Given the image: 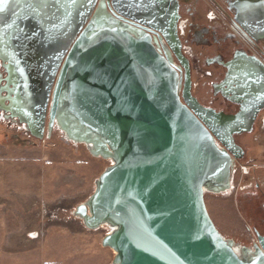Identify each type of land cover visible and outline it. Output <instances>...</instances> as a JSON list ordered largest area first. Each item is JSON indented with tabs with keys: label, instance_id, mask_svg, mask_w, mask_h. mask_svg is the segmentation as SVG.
<instances>
[{
	"label": "water",
	"instance_id": "95a60500",
	"mask_svg": "<svg viewBox=\"0 0 264 264\" xmlns=\"http://www.w3.org/2000/svg\"><path fill=\"white\" fill-rule=\"evenodd\" d=\"M233 7L243 34L263 40L264 0ZM179 8L178 0H8L0 116L37 139L63 130L111 160L74 214L88 229H112L102 239L112 264H264V235L251 246L227 238L205 199L232 188L245 155L236 136L252 132L264 110V62L239 52L225 64L219 86L238 111L203 105Z\"/></svg>",
	"mask_w": 264,
	"mask_h": 264
},
{
	"label": "rangeland",
	"instance_id": "374dc122",
	"mask_svg": "<svg viewBox=\"0 0 264 264\" xmlns=\"http://www.w3.org/2000/svg\"><path fill=\"white\" fill-rule=\"evenodd\" d=\"M201 1V20L228 29L224 13L209 0ZM213 12L218 13L215 21L210 19ZM187 47L195 96L208 106L237 111L235 103L212 92V82L224 78L222 67L204 63L216 47L191 42ZM236 139L245 155L234 165L231 190L206 194L205 199L222 234L251 246L257 239L254 228L264 233V113L252 132ZM78 145L68 142L58 129L43 139L33 138L0 116V264L113 263L115 253L102 246L108 226L88 229L74 214L112 162Z\"/></svg>",
	"mask_w": 264,
	"mask_h": 264
},
{
	"label": "flooded vegetation",
	"instance_id": "af4514ba",
	"mask_svg": "<svg viewBox=\"0 0 264 264\" xmlns=\"http://www.w3.org/2000/svg\"><path fill=\"white\" fill-rule=\"evenodd\" d=\"M178 1L180 5L178 33L180 36L182 52L190 61L191 77H192V62L189 56L186 55V53H184V46L188 45L190 42L192 44L203 45L205 47L215 46L216 53L213 54L212 56H208L205 59L204 63L206 65L214 67V69H217V67H222L224 78L220 81L212 82V92L215 95L220 94L224 100H226L227 102H231L227 99L226 96H224L219 86L220 84H222L226 76L227 68L225 67V64L230 60H232L233 57L239 52H246L250 55H254L260 58L264 62V39L259 41L253 39L251 40L243 34L240 24L236 18L237 15L236 9L233 7L237 0H209L219 10H221V12H223L226 18L228 19L229 21L228 29L224 25H220L217 22L207 23L201 20L202 14L200 13L199 10L200 6L202 5L201 0H178ZM212 15L213 16L210 19L212 21L217 20L218 13L213 12ZM185 27H187V36L185 35L186 34L184 29ZM174 63L177 66L179 65L176 58H174ZM6 76H7L6 70L2 65L0 67V90L3 86L7 84V82L5 81ZM184 76H185V72L183 70V77ZM192 84H194L193 79H192ZM192 93L195 96L193 88H192ZM203 105L208 106L206 104ZM208 107H213L216 108L217 110H223L227 113H234V112L226 111L225 109H218L215 106H208ZM238 110H239V106L237 111ZM263 113L264 110H262L259 113L258 118L261 117ZM257 122L255 123V125L257 124ZM257 186H259V184H257ZM254 230L256 236H257V232L262 234L258 228H254ZM256 242H258V236L255 242H253L252 244Z\"/></svg>",
	"mask_w": 264,
	"mask_h": 264
},
{
	"label": "bare ground",
	"instance_id": "6f19581e",
	"mask_svg": "<svg viewBox=\"0 0 264 264\" xmlns=\"http://www.w3.org/2000/svg\"><path fill=\"white\" fill-rule=\"evenodd\" d=\"M59 132L62 133L64 137L66 136V134H65V132H64L63 130H59ZM67 141H68V140H67ZM68 142H69V141H68ZM71 143H73V144H75V145L81 144V143H79V142H74V141H71ZM228 192H229V191H228ZM206 194H214V193L207 191ZM206 205H207V204H206ZM207 208H208V207H207ZM208 211H209V210H208ZM209 214H210V213H209ZM210 216H211V215H210ZM212 219H213V218H212ZM213 221H214V220H213ZM108 230H109V232H110L112 229L108 226ZM109 232H108V233H109ZM108 233H107V234H108ZM237 250H238V252L241 251V247L238 246V244H237Z\"/></svg>",
	"mask_w": 264,
	"mask_h": 264
},
{
	"label": "snow or ice",
	"instance_id": "6c2138e0",
	"mask_svg": "<svg viewBox=\"0 0 264 264\" xmlns=\"http://www.w3.org/2000/svg\"><path fill=\"white\" fill-rule=\"evenodd\" d=\"M7 3H8V0H0V11L5 10V6L7 5ZM257 82H259V78H258Z\"/></svg>",
	"mask_w": 264,
	"mask_h": 264
},
{
	"label": "built area",
	"instance_id": "2783aa9c",
	"mask_svg": "<svg viewBox=\"0 0 264 264\" xmlns=\"http://www.w3.org/2000/svg\"><path fill=\"white\" fill-rule=\"evenodd\" d=\"M213 16V15H212ZM184 53H186V55H188V47H187V45L186 46H184ZM253 242H255V240L253 241Z\"/></svg>",
	"mask_w": 264,
	"mask_h": 264
},
{
	"label": "crops",
	"instance_id": "0c3cea01",
	"mask_svg": "<svg viewBox=\"0 0 264 264\" xmlns=\"http://www.w3.org/2000/svg\"><path fill=\"white\" fill-rule=\"evenodd\" d=\"M70 145H72V144H70ZM77 146H80V145H77ZM97 172V171H96ZM259 186H260V183H259Z\"/></svg>",
	"mask_w": 264,
	"mask_h": 264
}]
</instances>
